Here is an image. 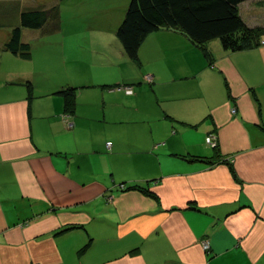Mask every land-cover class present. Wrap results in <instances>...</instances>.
<instances>
[{
    "label": "crops",
    "instance_id": "0c3cea01",
    "mask_svg": "<svg viewBox=\"0 0 264 264\" xmlns=\"http://www.w3.org/2000/svg\"><path fill=\"white\" fill-rule=\"evenodd\" d=\"M36 1L0 0V264H264V44L162 27L131 59L129 0H39L59 28L23 27L29 56L4 49ZM239 12L264 27V0Z\"/></svg>",
    "mask_w": 264,
    "mask_h": 264
},
{
    "label": "trees",
    "instance_id": "16d2710c",
    "mask_svg": "<svg viewBox=\"0 0 264 264\" xmlns=\"http://www.w3.org/2000/svg\"><path fill=\"white\" fill-rule=\"evenodd\" d=\"M245 0H129L124 17L116 30L124 53L137 58L138 49L149 33L165 27L179 30L193 43L203 46L218 39L224 49L239 51L260 43L264 27H251L241 18L239 4ZM50 23L49 30L56 31L60 24L57 4L37 5L19 13L18 24L12 26L3 48L12 53L29 56L31 47L21 40L22 28L37 29ZM205 49V48H204ZM210 59V54L205 50ZM31 91V83H26ZM63 98L64 109L74 111V87L56 91ZM129 188H140L131 185ZM145 189H142L144 191Z\"/></svg>",
    "mask_w": 264,
    "mask_h": 264
},
{
    "label": "rangeland",
    "instance_id": "374dc122",
    "mask_svg": "<svg viewBox=\"0 0 264 264\" xmlns=\"http://www.w3.org/2000/svg\"><path fill=\"white\" fill-rule=\"evenodd\" d=\"M42 2H43V0H42L40 3H42ZM35 3H36L37 5L40 4V3H39V0L36 1ZM42 4H45V3H42ZM35 6H36V5H35ZM64 16H65V10H64L63 17H64ZM241 16H242V14H241ZM242 18H244V17H242ZM29 30H32V28H30ZM62 39H63V35H62V33H61L58 37L51 38V39H49L48 41H51V42H50L51 44L57 46V47H56V50H59V52H62L63 49H65V50L68 49V40H67V39H65V47L62 45L61 48L59 49V44L62 42ZM81 41H83V36L80 35V34H78V35L74 38V40L72 41V43H70V44L73 45V47H71V48L74 49V50H76V51H79V52L84 51V49H82V46L80 45V44H81ZM41 43H42V42H40V41H35V44H36L37 47H39V45H40ZM75 55H76V54H75ZM76 56H77V55H76ZM149 82H150V81H149ZM117 90H118V89H117ZM124 91H126L127 93L130 92V91L126 90V89H124ZM131 92H132V91H131ZM94 123H95V122H94ZM100 125H101V124H94V127H95V126H100Z\"/></svg>",
    "mask_w": 264,
    "mask_h": 264
},
{
    "label": "built area",
    "instance_id": "2783aa9c",
    "mask_svg": "<svg viewBox=\"0 0 264 264\" xmlns=\"http://www.w3.org/2000/svg\"><path fill=\"white\" fill-rule=\"evenodd\" d=\"M260 43L261 44H264V39L261 40ZM144 77H145V79L147 81H151L152 80V78H151L150 75H145ZM113 87H116L117 88L118 86H113ZM125 89L128 90V91H130V92L132 91V88L130 86H126ZM232 111L234 112L235 109H232ZM205 140H206V143L211 144V145H214L215 144V141H216V137H215L214 134L210 133V134H208L206 136V139ZM106 144H107V146H109L110 145V142H107ZM203 244H204V247H207L208 246L207 242H204Z\"/></svg>",
    "mask_w": 264,
    "mask_h": 264
}]
</instances>
